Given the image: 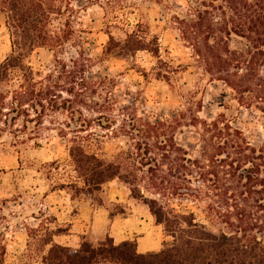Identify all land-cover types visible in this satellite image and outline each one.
<instances>
[{
  "label": "rangeland",
  "instance_id": "1",
  "mask_svg": "<svg viewBox=\"0 0 264 264\" xmlns=\"http://www.w3.org/2000/svg\"><path fill=\"white\" fill-rule=\"evenodd\" d=\"M72 3L78 9L72 38L56 52L57 56L52 50L37 48L27 61L42 76L52 72L56 77V57L69 62L82 53L91 58L85 78L77 80L75 96L62 93L63 98H72V106L79 108L82 116L76 112L71 120L68 112L52 111L44 117L41 127L36 122L26 124L23 117L14 126L0 123V264H43L42 256L49 248L45 240L52 232L66 231L64 223L59 226V208L55 205L65 204L68 193L79 202L89 199L95 205L100 200L109 204L106 184L93 195L81 194L83 178L78 177L69 155L70 138L75 135L87 150L100 157L113 159L123 153V159L131 165L136 160L149 161L134 167L139 175L136 184L149 197L159 198L178 210H193L200 221L209 219V214L183 194L199 192L208 185H201V176L178 172L184 151L192 157L200 156L199 120L222 113L253 146L264 143V114L239 106L222 82L203 78V70L192 48L182 40L180 24L174 18L175 9L185 10L184 0ZM53 24L59 25V20ZM133 31L144 36L151 46L157 41L158 53L147 49L129 53L119 47L109 55L103 53L110 36L123 41ZM11 43L7 15L0 12V62L11 51ZM244 45V40L235 38L230 42L232 48ZM71 69L68 65L67 70ZM62 81L66 88L71 87L67 78ZM78 116L90 125L87 130L73 131L80 126ZM161 140L164 141L159 143ZM137 141L140 148L134 146ZM154 159L159 166H155ZM149 167L158 176H152L147 171ZM133 177L130 176L132 180ZM73 182L79 189L72 187ZM62 186L65 190L61 192ZM52 192L56 195L47 197ZM109 207L112 212L121 209L120 205ZM165 233L168 241L164 247L174 242V237ZM107 235L108 232L85 235L80 243L89 240L97 244Z\"/></svg>",
  "mask_w": 264,
  "mask_h": 264
},
{
  "label": "trees",
  "instance_id": "2",
  "mask_svg": "<svg viewBox=\"0 0 264 264\" xmlns=\"http://www.w3.org/2000/svg\"><path fill=\"white\" fill-rule=\"evenodd\" d=\"M184 1L185 10L175 9L174 18L180 24L182 40L192 48L203 70V78L222 82L239 106L264 114V0ZM0 12L7 15L12 40L11 51L0 62V123L14 126L23 117L26 124L36 122L41 127L44 117L52 111L68 112L71 120L76 112L82 116L79 108L72 106V98H63L62 93L75 96L77 80L85 78V69L92 59L82 53L69 62L56 57L55 67L59 72L56 77L52 72L42 76L27 61L37 48H47L56 55L72 38L76 31L73 22L78 14L72 0H0ZM54 20H59V25L54 26ZM233 38L244 40L245 45L232 48ZM118 47L129 53L145 49L158 53V42L151 46L136 31L128 33L123 41L110 36L103 53L109 55ZM68 65L71 70H67ZM63 78L68 79L71 87L66 88ZM61 98L63 101L58 102ZM198 107L202 108V100ZM80 121L74 132L89 128L86 119ZM199 125L200 156L192 157L184 151L178 172L201 176V185H208L183 196L192 198L198 208L209 214V219L200 221L193 210H178L146 195L136 184L139 175L134 167L145 166L149 161L136 160L131 165L125 162L123 153H117L113 159L100 157L87 150L75 135L70 138L69 155L78 177L83 178L80 191L93 195L102 191L105 183L121 180L129 186L134 198L149 206L174 242L159 251L140 253L136 240L116 244L108 234L97 244L84 240L78 247H72L54 241L53 236L64 231L52 232L45 240L49 248L42 256V263L264 264V143L253 146L222 113L209 120L200 119ZM139 143L134 146L140 148ZM154 162L159 166L156 159ZM170 170L173 172V168ZM147 171L158 176L153 168ZM130 176L135 177L132 180ZM72 184L79 189L77 183ZM210 186L217 192L210 190ZM97 204L104 203L100 200ZM212 225L219 227L215 229ZM0 260L3 262V258Z\"/></svg>",
  "mask_w": 264,
  "mask_h": 264
},
{
  "label": "crops",
  "instance_id": "3",
  "mask_svg": "<svg viewBox=\"0 0 264 264\" xmlns=\"http://www.w3.org/2000/svg\"><path fill=\"white\" fill-rule=\"evenodd\" d=\"M105 184L110 192L108 205H95L89 199L79 202L71 193H68L69 198L64 201L65 204L55 205L59 208L58 220L60 224H65L66 231L55 234L54 241L76 247L85 235L93 237L108 232L116 244L136 240V248L140 253L161 250L168 241V236H165L163 225L156 221L149 206L134 198L129 186L121 180L114 179ZM54 194L56 195L52 192L47 197ZM81 194L90 196L85 191ZM112 204L120 205V211L112 212L109 207Z\"/></svg>",
  "mask_w": 264,
  "mask_h": 264
}]
</instances>
